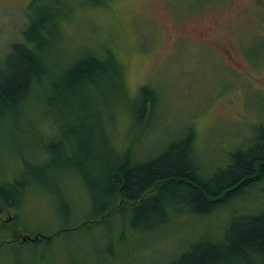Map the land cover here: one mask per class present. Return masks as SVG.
I'll return each instance as SVG.
<instances>
[{
  "label": "rangeland",
  "instance_id": "1",
  "mask_svg": "<svg viewBox=\"0 0 264 264\" xmlns=\"http://www.w3.org/2000/svg\"><path fill=\"white\" fill-rule=\"evenodd\" d=\"M30 1L0 0L1 67L11 44L24 38L34 15ZM101 1L42 0L36 6L59 11L61 31L49 49L53 69L86 49H111L123 62L130 101L115 103L112 133L119 149L133 144L149 157L193 129L198 155L215 164L248 144L264 123V0ZM146 85L157 99L142 113L137 102ZM40 101L33 95L17 120L0 119V184L20 180L25 186L21 204L0 211V264H17L19 257V245L1 240L46 234L65 221L70 227L48 248L23 244L27 264L167 263L210 222L211 232L224 222L225 214L213 220L179 215L168 232L154 236L125 227L122 237L125 223L116 214L110 222L72 228L91 213L94 187L90 168L82 175L78 161L76 133L84 123L57 120L71 114L51 109L54 116ZM55 143L69 160L47 151ZM23 155L49 178H35ZM53 180L59 189L51 190ZM59 198L70 202L67 220Z\"/></svg>",
  "mask_w": 264,
  "mask_h": 264
},
{
  "label": "trees",
  "instance_id": "2",
  "mask_svg": "<svg viewBox=\"0 0 264 264\" xmlns=\"http://www.w3.org/2000/svg\"><path fill=\"white\" fill-rule=\"evenodd\" d=\"M39 1H30L34 15L22 32L24 38L11 44L4 66H0V119L17 120L24 113L21 108L35 95L40 96L45 111L54 116L52 110L71 114L56 116L57 120L72 118L84 123L76 136L82 153L78 157L81 174L86 175L89 167L94 186L91 213L71 227L110 222L119 214L125 223L120 229L122 237L125 227L156 236L168 232L179 215L213 220L225 214L217 232L208 231L214 229L210 222L204 234L187 240L175 257L161 264H264V123L256 127L257 133L248 144L215 164L198 155L193 129L149 157L137 152L133 144L119 149L112 133L115 110L119 108L115 103L125 97L130 101L123 62L111 49H86L60 69H53L49 49L62 24L58 9L38 7ZM156 99V92L143 86L137 106L144 113ZM96 143L99 148L95 154ZM58 146L55 143L54 150L47 151L62 160L66 154L57 151ZM22 159L35 178H49L39 165L24 155ZM50 183L51 190L59 189L53 187L55 180ZM24 192L20 180L2 182L0 211L20 205ZM58 200L67 220L70 202ZM67 227L70 224L65 221L46 234L27 233L34 237L32 241L1 242L19 245L17 264H27L28 260L22 258L23 244L31 242L38 247L43 243L48 248ZM0 253L4 255L1 247Z\"/></svg>",
  "mask_w": 264,
  "mask_h": 264
},
{
  "label": "flooded vegetation",
  "instance_id": "3",
  "mask_svg": "<svg viewBox=\"0 0 264 264\" xmlns=\"http://www.w3.org/2000/svg\"><path fill=\"white\" fill-rule=\"evenodd\" d=\"M23 237H26L25 240L23 239ZM34 240V237L31 235H26V236H21V237H16V238H11V239H7L5 240V242H15V241H19V242H24V241H32ZM2 243H4L2 241Z\"/></svg>",
  "mask_w": 264,
  "mask_h": 264
},
{
  "label": "water",
  "instance_id": "4",
  "mask_svg": "<svg viewBox=\"0 0 264 264\" xmlns=\"http://www.w3.org/2000/svg\"><path fill=\"white\" fill-rule=\"evenodd\" d=\"M26 237H23V239L25 240Z\"/></svg>",
  "mask_w": 264,
  "mask_h": 264
}]
</instances>
